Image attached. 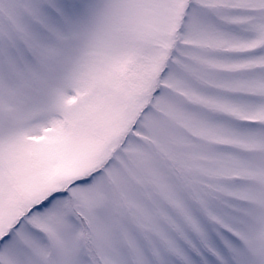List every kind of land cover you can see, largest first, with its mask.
I'll return each instance as SVG.
<instances>
[{
	"label": "snow or ice",
	"instance_id": "1",
	"mask_svg": "<svg viewBox=\"0 0 264 264\" xmlns=\"http://www.w3.org/2000/svg\"><path fill=\"white\" fill-rule=\"evenodd\" d=\"M0 264H264V0H0Z\"/></svg>",
	"mask_w": 264,
	"mask_h": 264
}]
</instances>
